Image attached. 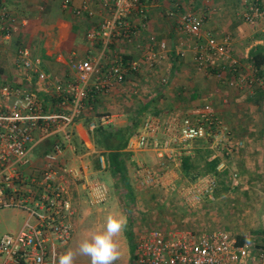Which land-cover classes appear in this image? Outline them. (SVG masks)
Here are the masks:
<instances>
[{"label": "built area", "instance_id": "1", "mask_svg": "<svg viewBox=\"0 0 264 264\" xmlns=\"http://www.w3.org/2000/svg\"><path fill=\"white\" fill-rule=\"evenodd\" d=\"M72 1L62 0V9L71 8ZM101 2L109 14L85 37L91 44L98 41L102 53L97 58L90 55L71 58L68 82L40 69L27 46H17L15 54V66L23 82L13 83L0 77V206H18L34 217V223L24 224L18 231L1 236L0 264H57V258L52 257L53 251L68 244L74 232L73 219L79 215L69 191L72 180L79 177V171L59 164L61 147L55 142L52 151L42 157L37 173L25 174L36 136L44 139L62 132L68 141L70 134L66 128L89 108L85 100L91 95L108 92L114 83L122 84L128 69H139V62H125L118 55H112L107 65L102 64L100 58L111 45L130 44L140 30L146 29V9L151 0ZM72 12L76 17L94 15L88 1L73 7ZM167 15L174 20L179 33L191 38L194 68L198 72L205 75L214 69L217 77L230 73L235 79L228 84L236 87L247 79V70L256 75V70L245 68L249 65L232 54L228 38H219L203 30L204 17L200 13L174 8ZM262 15L258 0H252L242 13L249 24H254ZM135 16L138 24L133 22ZM13 20L7 8L0 5L1 39H9L15 33ZM153 45L158 51H153ZM184 45L182 40L176 43L175 51L180 57L185 54ZM166 48L164 40L157 41L154 34H149L142 57L146 66L150 68L159 63ZM162 81L166 83L168 77ZM42 92L54 97L55 108L50 113L44 107ZM109 119V115H102L98 123L90 122L88 127L93 130L98 124L109 123ZM230 139L227 126L213 110L203 108L185 114L167 111L160 116H143L139 128L129 137L128 148L132 152L151 150L162 164L164 156L172 157L168 153L172 150L171 143L185 146L196 140H206L212 148L232 152L233 148L228 146ZM184 146L177 151L178 156L190 153L188 145L187 148ZM223 166L220 162L216 169L220 171ZM136 173L141 184L154 186L160 183L159 176L148 167L141 166ZM238 181V174L231 173L232 185L236 186ZM215 187V175L205 174L183 186L182 191L186 199L199 195L211 197ZM86 195L90 205L103 203L108 199V190L103 182L95 179L87 186ZM137 234L133 240L132 264H246L249 259H264V247L257 248L247 239L239 242L225 229L151 228Z\"/></svg>", "mask_w": 264, "mask_h": 264}, {"label": "crops", "instance_id": "2", "mask_svg": "<svg viewBox=\"0 0 264 264\" xmlns=\"http://www.w3.org/2000/svg\"><path fill=\"white\" fill-rule=\"evenodd\" d=\"M83 1H88L92 9H94V15L90 18L86 15L76 17L72 12V8L81 5ZM251 1L151 0L146 9V29L140 30L132 43L125 44L122 42V44L111 45L109 51H105L104 54L107 56V54L113 51V53L118 55L123 51L126 52L122 56L125 62L129 60L137 61V59L130 58L134 56L123 46L136 45L141 51V48L148 43V35L154 34L157 41L164 40L166 42L167 48L162 52L157 64L162 63L165 60L166 53H168L170 63L167 65V69H169L167 83L169 85H166L164 90H151L149 89L150 85L146 81L149 78L148 75L142 76L140 74L141 77L139 79L137 77L136 73H140L143 69H128L129 71L132 70L134 74L128 73L127 70L125 81L122 84L114 83L108 92L91 95L85 100L89 108L84 110L81 116L66 128L70 134L68 141L64 139L62 132H56L44 139L36 136V142L29 154L30 164L26 167L25 174L37 173L38 167L42 164V157L52 151V145L55 142L61 147V153L58 157L59 164L75 168L79 171V177L72 180L73 183L69 189L73 204L77 208L79 215H81L73 219L74 230L76 224L84 221L94 210L100 211L98 206H106L108 204L107 202L111 197L110 188L119 181L116 180L111 172L104 169V157L102 155L99 156L100 165L97 168L93 165V160L99 154V151L95 148L90 138L92 130L89 129L88 125L90 122L98 123L102 115L110 116L109 123L104 125L114 127L133 125L132 127H138L143 116L147 114L163 115L165 110H168L167 108H174L178 106L177 104H182V102L181 108H184L185 111L189 109L200 110L206 104H210L227 126L230 135H237L230 139L233 140V144H230L231 148L238 149L235 140L247 139L244 148L238 151L237 165L239 166L241 178H244L246 182L262 180L264 183V61L259 67L254 66L252 68L253 61L250 56L253 49L261 51L264 56V0H258V4L263 10V15L254 24L244 21L242 16V13L246 10V6ZM61 2L62 0H0L3 6L7 7L19 20H22L24 33L29 34L28 39L31 44L39 47L43 58V61L39 64V68L46 72L57 74L60 79H63V73L67 74L68 72L69 59L74 57L84 58L87 55L93 57L94 53L99 50L101 51L100 43L96 41L91 44L87 41L85 34L93 27H97L99 22L105 16H108L109 12L102 7L101 0H73L69 9H62ZM174 8H178L180 11L192 10L200 13L204 17L203 30L209 34L224 38L220 36L223 33H227L225 37L228 38L232 54L243 64L249 65L245 68L248 69L249 67L251 68L250 70H256V75H252L247 70V79L244 83H240V86L236 87L228 84L231 79H235L232 74L227 73L222 77H217L214 75L215 70L212 69V72L208 73L209 75L207 76L212 77V79L215 78L216 84L213 88L208 86L207 83L204 86L203 82L201 84L192 82L193 80L190 76L193 69L195 70L194 52L190 48L192 40L188 35L179 33L174 20L168 17L167 12ZM133 22L138 24L137 16L133 17ZM18 37L19 32L15 31L9 39L0 38V77L15 83L22 81V77L19 76L20 71L15 66L16 48L20 44V41L17 40ZM181 39L184 40V46L186 47L183 57L178 56L175 51L176 43ZM107 61H104V65L108 64ZM186 62H190V66ZM48 67L52 68V71H48ZM190 67H192V70ZM181 71H183V74L180 73ZM187 72L190 75H186L188 74ZM176 73L177 75H174ZM40 95L44 101V107L50 113V110L55 108V103H53L54 97L44 92L40 93ZM125 149L132 153L131 160H133L134 164L139 163L135 152H132L128 148V143ZM170 152L171 150L168 151V153ZM153 154L156 157L157 164H159L161 159L157 157L155 152ZM145 155L147 156V153H144L143 157ZM177 156V151H173L172 157L164 156L162 158V163L163 161L172 163L173 158L174 162H177ZM226 162L228 164L229 160ZM141 163L143 164L137 165L138 168L141 166L146 167V162ZM128 164L129 162L126 164L129 171ZM163 172L166 171L164 170ZM168 174L174 177L175 180L169 183L170 180L165 181L164 179V183L167 184L168 182L167 185H169L171 191L176 192L174 195L176 197L181 196L177 200H182V206L181 208L177 206L180 209L175 208L176 212L186 216L193 213V203L185 204L187 200L182 191L183 188L176 184L178 179L176 170H168ZM129 177L128 175L129 187L133 196V200H131L134 201V189L131 186L132 180ZM135 178L133 181L136 185L138 184L139 187H142L139 178ZM95 179L100 180L107 187L108 199L103 203L90 205L87 202L86 189ZM159 184L160 186L162 185L161 181ZM260 187L261 192L259 190V197L264 198V185ZM163 188L167 190L166 187ZM251 191L239 190V194L246 195L248 192L250 195L252 194ZM127 195L130 197L131 194L127 193ZM206 197L213 200L214 196ZM221 198H224L223 195L216 197V203H220ZM188 200L190 201V199ZM263 204L264 201L261 200L258 208H261ZM216 207L215 205L212 212L217 211L218 208L216 209ZM11 209L18 212L21 207L15 206ZM208 209H205V213L207 214L210 213ZM27 215L28 219L24 224L29 223V219L33 217L28 211ZM208 226L210 225H207L205 229L210 228ZM211 226L214 229H221L214 225ZM174 228L176 229L177 227ZM235 236L239 242L247 239ZM62 249L55 248L52 255L53 259L57 258L58 260ZM253 262L254 260L249 259L246 264H253Z\"/></svg>", "mask_w": 264, "mask_h": 264}, {"label": "rangeland", "instance_id": "3", "mask_svg": "<svg viewBox=\"0 0 264 264\" xmlns=\"http://www.w3.org/2000/svg\"><path fill=\"white\" fill-rule=\"evenodd\" d=\"M1 4V3H0ZM3 6V4H1ZM7 8V7H6ZM7 10L11 13V16L14 18L12 25L16 28V31L19 32V37L18 41H20V46H27L30 51H31V56L32 59L37 61L38 64H40L43 61V58L41 56V52L38 46H34L31 44V42L28 39L29 34L24 33V25H22V20H19L17 16H15L8 8ZM241 21V20H240ZM25 34V35H24ZM227 33H223L220 37H225ZM184 41L183 39H181ZM232 41V39H230ZM22 43V45H21ZM122 44V42H119ZM126 44V43H125ZM136 44V43H135ZM18 45V46H19ZM123 46V45H121ZM146 46V45H145ZM143 46L141 48V51L139 50L136 45L133 46H123L127 48V51L129 53H132L134 57H130L133 59H137V61L140 63L139 69H143L139 72H137V77L138 79L142 76L148 75V79L146 80L147 83L150 85L149 89L151 90H156V89H165V86L169 85V83H164L162 80L165 77H168V71L167 65L170 63L169 55L166 53L165 60H163L162 63L157 64L153 67L148 68L146 64L144 63L143 60V54H144V48ZM153 45V51H157V46ZM129 48V49H128ZM100 51V50H99ZM97 51L94 53L93 57L97 58L98 56L101 55V51ZM99 52V53H98ZM122 54V55H121ZM126 52L119 53L118 56L122 57ZM112 55H117L111 51V53L105 54L103 53L100 62L102 64H105L104 61L108 60L109 62L110 57ZM70 60V59H69ZM177 63H179L177 61ZM187 65L190 66V62ZM49 68V67H48ZM192 70V67H190ZM151 70V71H150ZM48 71H52V68H49ZM46 72V71H45ZM136 72V71H135ZM48 74L56 75L52 72H47ZM56 73V72H55ZM128 73L134 74L132 70H128ZM180 73L183 74V71ZM190 75L189 72H187ZM211 73V72H209ZM174 75H177L174 74ZM209 74H203L198 72L196 69L191 72V78L192 82H198L202 83L205 86V83L208 84V86H211L212 88L216 84V80L212 79V77L207 76ZM70 72L68 70L67 74L63 73V79L59 77L60 80L63 82H68L70 78ZM170 76V75H169ZM154 84H153V83ZM14 83V82H13ZM185 90V89H184ZM134 103V102H133ZM167 103V102H166ZM175 104V103H174ZM172 104V105H174ZM183 104V102H182ZM182 104H177L178 106L177 109L175 107L173 108H167V111H173V112H179V113H187L189 111H195L194 109H189V110H184V108H181ZM203 108H208L210 110H213L216 113V110L211 107L210 104H206L205 107ZM202 108V109H203ZM237 135H231L232 137H235ZM250 138V137H248ZM240 140V141H239ZM235 140L238 149H232V152L227 151L224 148H217L212 149L210 146V142L208 141H203L208 144V148H211L212 150V156H219L220 162H223L224 166L223 168L218 171L216 169V172H222L226 171V181L228 183V186L230 190L226 193L221 194L220 196L223 195L224 198H221L220 203H216V197L214 193L216 189L219 186L218 181H216V187L214 189V192L212 193L213 200L208 199L205 195H199V196H191L190 201L188 199L187 203L185 204H192L193 213L189 215H184L177 213L175 210L180 209L182 206V200L180 199L177 200V198L181 197L179 194L178 197H176L174 194L176 193L175 191H171L169 188L168 182L167 184L164 183L165 181H169V183L172 180H175L174 177H171V175H167L168 170H176L177 172V167L179 165V162H174V158L172 159V163L167 164L166 167H164L163 170L159 171L160 166H164L162 164H157L156 162V157L154 156L153 152L151 151H135V155L139 159V163L136 165L134 164L133 160L129 161V171L128 175L131 178V186L134 189V201H132L128 195H127V190L123 188L121 182L118 181L116 184H113L110 188L111 192V197L109 198V201L107 202L106 206L100 205L98 208L100 211L94 210L93 213H91L89 216L85 218L84 221L78 222L75 226V230L71 236L70 241L68 244L61 250V253L66 251L67 249H76L78 247V243L82 238H84L86 235L90 234L92 231L95 230L97 226L103 225L106 221V217L109 212H112L117 215H122L127 218V228L123 232L122 235H120L117 240L119 244V250L121 253L120 259L116 262V264H132V252H133V240L136 238L138 235L137 233L139 231L145 230V229H151V228H159V229H166V228H174L177 227L176 229H189V230H195V231H205V230H214V228L211 225L217 226L218 228H225L226 230H229L231 233L234 235H237L238 237L242 238H247L250 242L254 244V246L258 247H264V204L262 205L261 208H258L261 200L264 201L263 197H259L260 192H261V185H264L262 180H255V181H249L246 182L244 181V178L242 179L240 174H239V166L237 165L238 161V151L241 148H244L247 139H239ZM194 142V141H193ZM193 142L189 144L182 145V143H171V152L170 154L172 155L173 151H180L181 146H184V148H187L186 146L188 145V148L190 150L189 154H192V149L194 147ZM240 144H239V143ZM230 144H233V140H230L228 146ZM173 145V146H172ZM193 146V147H192ZM244 150V149H242ZM229 152V153H226ZM144 153H147V156L144 155ZM184 154V153H183ZM145 160V161H144ZM227 160H229L227 164ZM141 162H146L149 164L145 163L146 167H149L155 173L159 176V180L161 181L162 185L158 183V186L155 184L154 186H146L142 184V187H139L138 184L133 181L134 178L138 177L136 170H138L139 164H143ZM166 172H163V171ZM236 172L238 174V184L236 186L232 185L231 182V173ZM207 174H214V173H207ZM215 178L217 179L216 173L214 174ZM135 176V177H134ZM177 177H178V172H177ZM135 178V179H136ZM139 178V177H138ZM137 178V179H138ZM140 183L141 180L139 179ZM178 182V181H176ZM180 185L179 187H183L186 184L185 183H177ZM166 187L167 190H165ZM241 188V189H240ZM239 190H252V194L249 195L247 192L246 195H241L239 194ZM260 190V192H259ZM257 195H255V193ZM195 197V198H194ZM215 205L217 206L216 209L217 211L212 212V210L215 208ZM28 207L31 206V204H27ZM179 206V207H177ZM15 206L13 205H7V206H0V238L3 234L5 233H10V232H16L20 228L23 227L24 223L28 219L27 211L23 208H21L18 212L15 210H12L11 208H14ZM208 209L210 212L209 214L205 213V209ZM183 210V209H182ZM181 210V213H182ZM212 212V213H211ZM81 216V215H79ZM78 216V217H79ZM263 222V223H261ZM29 223L32 224L34 223V217L29 219ZM207 225H210L207 228ZM179 227V228H178ZM262 227V228H261ZM75 264H90L89 258L84 257V256H77ZM253 264H264V259L259 260V259H254Z\"/></svg>", "mask_w": 264, "mask_h": 264}, {"label": "trees", "instance_id": "4", "mask_svg": "<svg viewBox=\"0 0 264 264\" xmlns=\"http://www.w3.org/2000/svg\"><path fill=\"white\" fill-rule=\"evenodd\" d=\"M251 60L255 67H259L264 56L261 51L256 49L250 53ZM133 126V125H132ZM114 127L111 125L98 124L90 134V138L99 151L93 160V165L97 168L100 165L99 156L104 157V169L111 172L118 179L123 188L130 193V199L133 200L132 191L129 187L127 163L131 161L132 153L127 151L126 145L129 137L139 127ZM192 154H180L177 156L179 165L177 167L178 179L177 183L189 184L196 181L199 177L207 173H216L219 186L214 195L220 196L230 190L226 179V171L217 173L216 167L220 161L219 156H212V150L208 148V144L203 141L196 140L193 142ZM169 162L163 161L159 167V171L163 170ZM178 186H180L178 184Z\"/></svg>", "mask_w": 264, "mask_h": 264}, {"label": "clouds", "instance_id": "5", "mask_svg": "<svg viewBox=\"0 0 264 264\" xmlns=\"http://www.w3.org/2000/svg\"><path fill=\"white\" fill-rule=\"evenodd\" d=\"M126 228L125 216L109 212L105 223L82 238L75 250L60 253L57 264H75L77 256L89 258L90 264H116L121 257L117 238Z\"/></svg>", "mask_w": 264, "mask_h": 264}]
</instances>
